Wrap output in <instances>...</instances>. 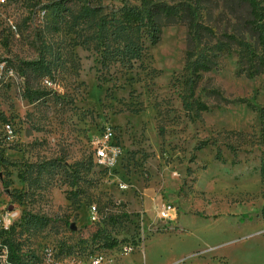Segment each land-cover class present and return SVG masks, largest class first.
Returning <instances> with one entry per match:
<instances>
[{"label":"rangeland","instance_id":"374dc122","mask_svg":"<svg viewBox=\"0 0 264 264\" xmlns=\"http://www.w3.org/2000/svg\"><path fill=\"white\" fill-rule=\"evenodd\" d=\"M122 1H0V246L14 238L22 264H264L254 40L221 54L216 22L218 66L197 77L186 26L152 45L98 9Z\"/></svg>","mask_w":264,"mask_h":264},{"label":"trees","instance_id":"16d2710c","mask_svg":"<svg viewBox=\"0 0 264 264\" xmlns=\"http://www.w3.org/2000/svg\"><path fill=\"white\" fill-rule=\"evenodd\" d=\"M99 8L108 10L107 17L110 16L111 21L118 22L129 32H138L139 36L148 38L152 45L158 43L163 27L185 25L187 29L185 69L197 77L202 72H208L218 66L219 56L210 54L209 50L216 34L215 29L220 30L218 27L220 25H216V22L220 24L225 21L226 27L231 31L224 29L218 38V49L221 54H230V49L234 48L248 49L246 43L248 35L254 40L253 56L256 57L255 69L249 71L250 75L264 73V0H139V3L123 0L119 6ZM214 8L220 10L215 21L212 19ZM105 24L106 18H102L98 25L103 27ZM256 48L260 49V54L256 52ZM246 61L247 57L243 56L242 64L244 65ZM244 72L243 67L240 73ZM25 75L23 71L21 76ZM217 102L229 101L223 99ZM196 104L200 111L208 109L204 102L197 101ZM261 119L264 122V107L261 109ZM217 157H220V152L217 153ZM2 248H6L11 264H22L14 238L9 235L3 237L0 252Z\"/></svg>","mask_w":264,"mask_h":264},{"label":"built area","instance_id":"2783aa9c","mask_svg":"<svg viewBox=\"0 0 264 264\" xmlns=\"http://www.w3.org/2000/svg\"><path fill=\"white\" fill-rule=\"evenodd\" d=\"M1 2H4V0H0ZM2 67V65H1ZM12 73V72H11ZM6 130L8 131L9 134H12V128L9 124L6 125ZM111 137V133L109 131H106L103 135V139L98 141V143L96 144V154L98 158H105L107 155V150H108V144L107 141L110 139ZM175 212V208L173 207V205L171 203H168L164 206L161 207V209L158 211V216L160 218H165V219H171L173 218V214ZM97 210L95 206L91 207V217L92 220L95 221L97 219ZM5 251V250H3ZM125 251H131L130 247H126ZM103 258L102 257H95L92 261V264H101L102 263ZM7 264H11L9 262H7Z\"/></svg>","mask_w":264,"mask_h":264}]
</instances>
